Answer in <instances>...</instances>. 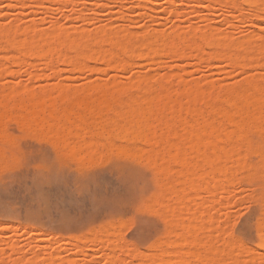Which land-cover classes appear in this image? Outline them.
<instances>
[{
  "label": "rangeland",
  "instance_id": "rangeland-1",
  "mask_svg": "<svg viewBox=\"0 0 264 264\" xmlns=\"http://www.w3.org/2000/svg\"><path fill=\"white\" fill-rule=\"evenodd\" d=\"M96 1L55 0V2H49L42 0L41 2L40 0H0V28H2V24L4 27V24L5 26H10L15 25V22H17L24 29L19 33V36L21 35L22 38H28L29 35L27 34H30L32 31L33 33L32 35L30 34V37L51 34L54 28H59L58 33L62 30L73 36L82 34L85 38L91 36L93 38L103 32L109 33L114 30H116L114 32L127 31L126 28L132 32L139 33L155 32V29L160 32L171 33L175 28H178V32L181 35H185L192 27L199 28L198 32L208 33L206 31H211L210 28H207L208 26L205 29L206 31L203 29L205 25L210 24L214 27L213 31L215 30L217 33L237 41L246 39L254 34H264V18H260L259 13L254 11L253 7L244 3V0H229L226 3L228 5L212 4L209 0H197V3L200 2V5L194 3V0H192L194 4H192L191 0H147V2H144V0ZM233 1L239 2V5H241L238 7L230 6L233 5ZM103 2L107 3L104 4ZM141 3H145L146 7H137ZM256 13L259 18H255ZM27 26H34L35 30L32 29L31 31V28H28L30 30L26 33L25 31H28L26 30ZM103 28L108 30L111 28V30L105 31ZM36 30L37 32H35ZM99 30L102 33L97 35L96 32L98 33ZM62 31L61 33H64ZM24 32L25 36L23 37ZM0 40L1 42L4 40L3 35H0ZM211 44L210 47L208 44L202 45L203 49L210 53H213L215 50V52L220 51L215 43ZM104 45H101L103 49L109 47L108 45ZM1 47L0 57L2 52H6V55L9 51L11 54L14 53L13 48L6 45L5 42L1 44ZM80 48L64 45L60 49L66 53L71 50L68 54H73ZM244 50L245 52L248 51L245 48L239 50V52L244 53ZM151 58L150 55L140 58L136 57L126 63L123 69H117L105 62L103 64L93 60L85 61L82 67L72 69L66 62L63 63L60 60V62L54 61L52 63L46 61L45 64L44 60L43 62L40 60L39 63V58H35V62L38 59L35 66L39 63V68L36 67L37 70L32 68L34 66L32 63L35 62L28 64L30 57L26 58L25 61L22 59L18 62H6L9 63L7 66H3L5 64L3 62L0 66V98H6L8 93L14 90L20 97H23L24 101L33 98L37 99L41 94L53 95V93H58L48 91L58 85L73 88H83L92 84L107 85V83H114L119 86H132L135 82L146 81L151 86L156 87L159 81L158 78L170 75H180L183 78L184 83L182 84L184 85L176 83L174 84L176 86L175 89H179L180 87L185 89V85L188 83L192 85L198 84L200 87L210 85L221 88L232 87L250 76L264 83V65L262 63L257 64L256 62V64H252L243 70L240 67L231 68L226 65V62L217 58L198 59L191 55L186 57H164L160 61H157L155 58H153V61ZM32 60L30 59V61ZM50 63L51 66H49ZM53 64H57L54 68L59 65L60 70H57L58 68L56 69L57 72L55 69L52 70ZM36 73L39 75H35ZM6 79L8 82H6ZM178 89L177 91H180ZM40 91L43 93H40ZM124 94L125 96H131L135 92L129 91ZM58 95L56 94L57 98ZM61 95L63 96V93ZM61 95L59 96L62 97ZM9 103L14 106L13 103ZM9 103L6 108L11 111L13 108L9 107ZM9 120L4 125V133H7L12 141L4 142L0 137V186L4 184V177L7 176L8 186L23 185L29 191L34 189L36 193H43L46 198L43 203L39 199L35 201L31 210V218H29L27 210L25 213L12 211L0 213V250H4L3 257L5 262L10 264L20 254L23 255V257L22 255L19 256L22 260L24 258L30 260L36 255L50 257L51 254L60 253L62 258L76 259L80 264H109L110 258L108 256L111 250L109 247L100 248V243H97L101 241V239L97 240L99 236L103 240L104 238H107L105 240H114V242L112 241L113 245L118 241V244L120 242L119 245L121 246H125L127 243V248L130 245L133 248L134 246L137 247L135 250L139 249L140 252H147L149 245L151 247L152 244L155 245L156 241L159 243L169 235V231L166 234L167 230H165L169 228V223L165 225L167 221L164 220V217L166 216H161V213H158L162 209L158 203L153 202V200L158 199L161 193L162 185L159 180L161 181L162 177L158 175L159 173L157 174V169L154 170L155 165L151 164L153 161L150 162V156L144 150L141 153V157L143 156L142 158L140 157L141 159L138 155L133 157L134 154H139L142 151L141 149L144 148L142 142L140 143L138 140H132L131 142V140L126 139L122 141L124 138L119 137V139H115L110 143V146L109 144L105 145L108 150L107 152V150L105 151V146L102 147L100 141H98L102 138L101 135H91L89 136L90 140L96 144H100L96 146H99L101 154L97 152L98 156L96 155L97 158L95 159L94 154H90L93 158L92 156L89 157V154H82L81 152L79 155L78 153L76 154L75 150L77 151V149L75 148H79V146L70 149L71 147L68 148L67 144V147H64L66 145L65 142L61 141L58 135L56 138L54 131H48L47 133L46 129L44 130L40 127L29 128L17 119L10 118ZM41 130L42 132H40ZM39 132L42 136H39ZM43 132L45 135H43ZM223 133L211 134L209 137L214 140L217 139L216 141H220L221 138L222 141V137L225 136V133ZM261 135L262 131L260 134L259 131L251 133L249 139L253 152L250 151L251 153H248V160L255 168L261 166V169L260 167L259 169L264 172V167L261 165L262 162L264 163V155L261 156V153H264V147L261 145ZM71 137L68 138L71 141L70 145L75 140L73 136ZM58 138L59 140L57 141ZM86 142L84 143L86 144ZM115 144L117 147L120 146L119 144H123L120 148L125 147L123 149L124 156L120 154L121 150L116 153V149L113 148ZM83 145L80 147L84 149L86 146ZM71 146H74V144ZM135 146L139 148L138 153ZM89 147L87 146L85 149L89 150ZM258 149L260 150L258 151L259 153H255ZM102 150L104 154H102ZM128 150L129 152L133 150L129 156L126 154V152L129 153ZM113 151L115 154L112 153ZM134 151L135 153L133 154ZM64 152L67 153V156ZM145 153L147 154V159L149 158L150 161L145 160V155H143ZM74 154L76 156L73 158ZM103 155L105 158H103ZM77 156L79 159L76 158ZM88 158L95 160L89 162ZM82 159H88L87 163L86 160L83 162L85 166H83V163L81 164ZM141 160L143 161L142 163ZM14 169H18V171H12ZM260 171L254 169L253 172L249 173V177L246 174V176L239 174L238 176L241 178L234 185L230 194L219 192L214 188L202 187L199 190V200L201 198L218 199L220 202H223L221 209L218 207L219 209L216 208L217 210H212L211 213L208 210V214L214 218L212 219V224H210L211 222L204 221L206 222L204 225H208L209 230L211 227L212 230L213 226L214 228L216 226L221 227V221L229 214H234L235 209L230 207V205L238 203L234 193L252 203L258 202L261 194H264V173ZM258 172L263 175L260 176ZM241 185L245 189L243 193L239 191ZM159 187L160 189H158ZM246 193H252V195H246ZM183 197H180L181 202L186 205V208L187 205L192 206L199 202V200L187 197L186 195H183ZM147 198L152 202V206H154L157 214L153 208L151 209H153L154 213L152 210L149 211L145 208V204L148 201ZM150 202L148 201V204ZM156 204L158 205L156 206ZM184 204L183 206H185ZM150 207L151 205L148 206V208ZM161 212L163 215V211ZM136 213H139L143 217V220L140 221V232L135 238H130L131 231L127 235H121V230L126 224H130L133 215ZM153 223L158 225V227H152ZM219 227L216 229L220 236ZM208 228H206L207 231L205 230V232L209 231ZM145 230H147V236L144 234ZM205 232L201 234L204 235ZM214 232L217 234L216 230ZM178 238L181 243L179 246L180 250L190 251L193 249L191 246L185 244L184 236L181 235V238L180 236ZM124 242L126 243L124 244ZM259 242V238L257 237V239L249 241L248 247L256 248L258 251L256 254L261 255L257 246ZM165 245L163 244L162 247L169 249ZM79 249H81V252ZM3 253L1 252V254ZM256 254L254 255L258 256ZM244 255L246 254H243L239 258L243 257V260L244 258L251 260L249 254L247 256ZM154 258L155 255L153 254L145 258L137 255L132 260L134 264L137 261H141L142 264H150ZM251 261L257 260L254 257Z\"/></svg>",
  "mask_w": 264,
  "mask_h": 264
},
{
  "label": "bare ground",
  "instance_id": "bare-ground-1",
  "mask_svg": "<svg viewBox=\"0 0 264 264\" xmlns=\"http://www.w3.org/2000/svg\"><path fill=\"white\" fill-rule=\"evenodd\" d=\"M40 1L42 2V0ZM45 1L55 2V0ZM113 1L117 2L116 0ZM194 1L196 4L200 3H197V0ZM209 1L212 4L228 5L226 3L229 0ZM144 2H147V0H144ZM194 3L192 2V4ZM244 3L253 7V10L259 13L260 18L264 14V7H262L264 0H244ZM199 5L195 6L198 7ZM240 5L239 2L233 1V5L230 6L238 7ZM138 6L144 8L146 4L141 3ZM194 9L198 10L197 8ZM259 17H257L256 13L255 18ZM16 24L18 23L15 22V25L10 26H5L4 24V27L3 24L1 25L0 35L4 36V40L2 42L0 40V47L5 42L6 45L13 48L14 53L11 54L9 51L7 52V56L6 52H2L0 66L3 62H5L3 66H7L9 63L6 62H18L22 59L25 61L26 58L30 57L33 60L30 61L29 59L28 64L35 62V58H39V63L40 60L41 62L44 60L45 64L46 61L52 63L60 60L63 63L66 62L72 69H76L82 67L85 61L93 60L100 63L105 62L109 66L112 65L117 69H123L124 65L129 61L136 57L140 58L146 55H150V58L152 57L151 59L155 58L157 61L170 56L186 57L191 55L198 59L217 58L226 62V65L231 68L240 67L243 70L252 64H256V62L257 64L262 63L264 65V39H261L264 34H254L246 39L237 41L229 39L217 33L215 30L214 32V27L211 24L204 26L203 30L207 26V28H210V32L209 30H205L208 33L198 32L199 28L196 27L190 28L185 35H181L178 32V28H175L171 33L160 32L157 29L154 30L155 32L139 33L132 32L126 28L127 31L114 32L116 31L114 30L109 33H102L99 30L96 34H102L98 36L94 35L96 37L93 38L92 36L85 38L82 34L73 36L62 30L58 33V27V29L54 28V32L52 31L51 34L30 37V34L32 35L33 33L32 29L35 30L34 26L25 27L26 30L31 28L32 32L27 34L29 35L28 38H22L21 35L19 36V33L24 29L19 24ZM29 30L25 32L27 33ZM103 30L106 31L108 29L103 28ZM110 30L111 28L108 31ZM61 31L64 33H61ZM25 32L23 37L25 36ZM211 43H215L220 51L215 52V50L213 53L206 52L202 45L208 44L210 47ZM103 44L109 47L107 46V49L105 47L103 49L101 46ZM64 45L81 48L77 49V51L73 49L75 53L68 54L71 50L66 53L60 49ZM245 48L248 50V53L245 50L244 53L239 52V50ZM36 60L35 63H32L34 64L32 68H35V70H37L36 67L39 68V63L35 66L38 62V59ZM51 63L49 66H51ZM56 65L53 66L52 70H56L57 68V70H60L59 65L54 68ZM35 75L39 74L36 73ZM158 79L159 81L156 87L151 86L146 81H138L133 83L132 86H119L114 83H107V85L92 84L83 88H73L58 85L48 90L49 92L55 91L59 93L60 91L61 94L63 93V96L59 93L62 97L56 93L59 99L54 93L53 95H46V89H44L45 95L41 94L37 99L33 98L24 101L23 97H20L13 90L8 93L6 98H0V137L4 142L12 141L11 137L7 133H4V125L7 120L13 118L22 121L23 123H21L29 128L40 127L41 129H46L47 133L48 131H54L56 134L54 136L57 138L58 135L60 140L65 142L66 145L64 147H67V144L68 148L71 147L70 149L79 146V148H75L79 151L77 152L75 150L76 154L78 153L79 155L80 152L82 154H94L95 159L98 156L97 152H99V146H96L99 144L98 141H100L102 147L107 144L110 146V143L115 139H119V137L124 138L122 141L125 139L131 140V142L132 140H138V142L143 143L144 148L141 149L140 147L142 150L139 153L140 155H135L134 151L133 157L138 155L140 158L144 150L150 156L148 157L151 161L149 158L147 159L146 153L143 154L145 155V160L153 161L151 164L155 165L154 170L157 169V174L159 173L158 175L162 177L161 181L159 180L162 185L161 193L158 199H155L157 202L152 200L158 203L162 209L160 210L163 211V215L161 211L158 213H161V216H166L164 217V220L167 221L165 225L169 223V228H164L167 230L166 234L169 231V235L159 243L156 241L155 245L152 244L153 246L151 245V247L149 245L147 252H140L139 249L135 250L137 248L135 246L133 248V246L129 245L127 248L126 242H124V244L126 243V248L125 246L119 245L120 242L118 244V241L113 245L114 240H105L107 238L103 237L104 241L100 236V238L96 236L98 238L97 240L101 239L100 242H97L100 243V248L109 247L111 250L108 256L110 258L108 261L109 264H134L132 258L137 255L145 258L151 254L155 255V258L150 264H226L229 260H240L239 257L243 254H246L244 256L249 254L251 260L254 257L258 260V257L261 255L256 254L258 253L256 248L253 249V247L250 246L249 248L247 246L244 253L241 254L235 245L230 247L226 246L224 240H221L216 229L219 226L215 228L213 226V229L211 230V227L209 230V226L204 225L206 223L204 221L211 222L210 224H212V219H214L212 218L213 216L208 214V210L211 213L212 210L218 207L221 209L223 202H220L218 199L210 200L201 198L199 200V190L202 187L214 188L219 192L230 194L234 185L241 178L238 176L239 174H246L249 177V173L251 171L253 172L254 169L260 171L261 166L255 168L249 162L248 153L250 151L253 152L249 139L251 133L259 131L260 134L264 130V83L250 76L232 87L221 88L214 85L200 87L198 84L192 85L188 83L185 85V89L182 87L183 90H181L182 88L180 87L179 89L177 88L180 91H177L174 84L179 83L184 85L182 84L184 83L182 76L170 75ZM6 82H8L7 79ZM177 87L179 86L177 85ZM129 91H133L135 94L125 96L124 93ZM40 93L43 92L40 91ZM9 102L13 103L14 106L12 104L10 105ZM8 103L10 105L9 107L13 108V110L9 111L6 108ZM40 132L39 136L41 135ZM217 133H223L225 135L222 137V141L221 138L220 141H216L217 139L214 140L209 137L211 134L215 135ZM43 135H45L44 132ZM91 135H101L102 138L96 144L90 140L89 136ZM51 136L54 137L52 134ZM71 136L75 138L71 143L74 146L70 145L71 141L68 139ZM86 138L89 140L87 141ZM82 145L86 146L85 148L90 146L89 150L80 147ZM119 145L117 147L115 144L116 148H113L116 149V153L121 150L122 153L120 152V154H123L125 147L120 148L123 144ZM136 149L134 150L138 153L139 148L136 147ZM106 150L107 148L105 146ZM258 151L260 150H256L255 153ZM71 152L73 151L71 150ZM131 152H126L128 154L127 156L131 155ZM64 153L67 156V153ZM76 154L74 156L72 155L73 158ZM99 154L101 153L99 152ZM102 154H104V151ZM261 156L259 155L260 158H262ZM76 158L79 159L78 156ZM92 158H88L89 162L95 160ZM103 158H105L104 155ZM88 159H85L86 163ZM82 160V162L79 161L81 164L85 161L84 159ZM151 164L150 166H152ZM261 165L264 167L263 162ZM83 166H85L84 163ZM260 172L264 173L263 170ZM262 173L259 175H263ZM183 195L197 199L199 202L192 206L187 205L186 208V205L181 202L180 198H184L185 196L183 197ZM148 201L150 202L149 199ZM148 201L146 204L143 202L146 206L144 207L153 212L155 208L152 206V202L148 204ZM149 205H151L150 208H148ZM202 221L203 223L201 224ZM206 228H208V232H205V230L207 231ZM220 228L219 233L221 231L223 232V229L221 228V230ZM213 230H216L217 234ZM203 232H205L204 235L201 234ZM181 235L184 236L185 244L191 246L193 248L192 250H180L179 246L181 243L178 237L180 236L181 238ZM163 244H166L169 249L163 248ZM257 246L260 251V242ZM79 251L81 252V249ZM1 252L3 253L4 250H0V264L8 263L4 261V253L1 254ZM259 253L261 254V252ZM16 254L19 255L18 252ZM19 256H16L11 263L20 264L23 261L24 264H80L76 259L62 258L60 253L51 254L50 257L36 255L30 260H26L25 258L22 260ZM24 257L26 256L24 255Z\"/></svg>",
  "mask_w": 264,
  "mask_h": 264
},
{
  "label": "snow or ice",
  "instance_id": "snow-or-ice-1",
  "mask_svg": "<svg viewBox=\"0 0 264 264\" xmlns=\"http://www.w3.org/2000/svg\"><path fill=\"white\" fill-rule=\"evenodd\" d=\"M262 7H264V3H262ZM262 18H264V14H262ZM261 39H264V36ZM261 145L264 147V130H262ZM12 171H18V169ZM239 191L245 192L243 185L240 186ZM234 195L238 203L232 204L230 207L235 209V212L221 221L223 232L220 233V236L226 246L235 245L241 254L244 253L249 241L258 237L261 256L257 261L229 260L226 264H264V195H261L257 203L242 199L236 193ZM246 195H252V193H246ZM45 198L43 193H36L34 189L29 191L23 185L8 186L7 176H5L4 184L0 186V213L9 211L25 213L27 210L29 218H31V210L35 201L39 199L43 203ZM142 220L143 217L139 213L134 214L130 224H126L121 230V235H127L131 231L130 238H135L140 232V221ZM151 226L158 227L154 223ZM144 234L147 236V230ZM20 264H24V262L21 261ZM136 264H142V262L137 261Z\"/></svg>",
  "mask_w": 264,
  "mask_h": 264
}]
</instances>
